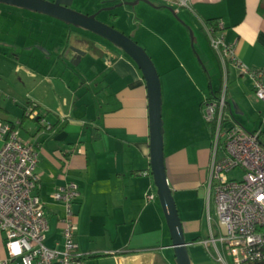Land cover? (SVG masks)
Segmentation results:
<instances>
[{"label": "crops", "instance_id": "1", "mask_svg": "<svg viewBox=\"0 0 264 264\" xmlns=\"http://www.w3.org/2000/svg\"><path fill=\"white\" fill-rule=\"evenodd\" d=\"M6 7L0 5V126H14L18 138L37 149L35 174L48 224L46 246L63 244L64 207L51 196L74 183L79 191L72 205L77 225L74 243L77 252L85 255L81 264H174L150 169L147 93L141 72L102 39L88 32L74 38L70 28L63 23L65 28L59 27L61 22L47 16L43 23L48 29L21 26L15 31L16 24L9 28L3 20L23 14ZM191 8L173 13L177 16L183 11L182 25L197 33L194 42L206 74L214 63L220 81L222 70L227 83L232 76L233 88L226 87L220 95L227 112L232 115L230 97L246 102L260 116L262 106L254 102L250 80L211 47L207 28L221 23L217 34L232 46L236 58L260 70L264 67V0H193ZM204 37L216 60L205 50ZM167 49L173 56L166 63L174 65L166 67L164 61L165 70L161 75L158 72L166 80L162 93L164 165L190 246L202 241L203 200H213L208 189L213 138L207 125L208 136L196 132L195 126L201 127L199 110L204 100L221 88L210 87L204 96L198 72ZM71 61L75 69L70 68ZM32 104L44 123L25 121L24 112ZM150 194L155 197L152 201L146 198ZM5 257L0 232V260Z\"/></svg>", "mask_w": 264, "mask_h": 264}, {"label": "built area", "instance_id": "2", "mask_svg": "<svg viewBox=\"0 0 264 264\" xmlns=\"http://www.w3.org/2000/svg\"><path fill=\"white\" fill-rule=\"evenodd\" d=\"M175 14L191 11L193 0H157ZM221 23L207 28L211 47L223 61L233 64L252 85L255 99L261 104V126L264 125V67L253 70L234 55L232 46L223 42ZM203 118L212 132V153L209 165L208 189L213 196L215 220L208 217L207 252L211 244L217 262L221 264L264 263V146L260 129L247 132L232 122L219 100H204ZM30 120H40L35 106L24 112ZM48 128V125L46 126ZM0 232L4 237L6 257L0 264H81L85 255L77 252L74 237L77 225L72 212L79 197L78 186L68 183L58 188L52 199L63 204L65 216L63 244L49 248L45 245L48 230L45 208L38 196L39 179L35 174L38 152L30 142L18 138V130L10 124L0 126ZM240 170V181L229 180L230 172ZM148 201L155 197L146 196Z\"/></svg>", "mask_w": 264, "mask_h": 264}, {"label": "rangeland", "instance_id": "3", "mask_svg": "<svg viewBox=\"0 0 264 264\" xmlns=\"http://www.w3.org/2000/svg\"><path fill=\"white\" fill-rule=\"evenodd\" d=\"M136 1H138L137 4L131 6V4ZM145 1H147V3ZM6 8V10H10L11 12H22L21 14H23V17L21 16L19 17V19L13 16H9V19L3 20V24L7 25V27L9 28H12L14 24H16L14 28L15 31L21 28V26H24L26 30H33L34 28L40 30L41 27L43 29H48L47 27H50L43 23L44 20H47V17L43 15L33 14L11 7ZM70 8L84 15H92L98 13L97 19L99 21H102L104 24L113 27L119 32L125 31L126 33H128L125 35L130 37L135 43H137L138 46L144 49L160 75L161 73H163L162 71L165 70L164 65L166 67H171V65H174L173 63H169L170 65L166 63V60L169 58L171 59V56H173L167 49V46H169L173 52L171 50L170 51L172 53H176V60L182 61L181 63H183V65L186 63L192 69L196 70V72H198L200 80H196L198 81V86L202 88L201 91L205 94L204 96H207L209 94L210 87L213 89H218L220 87L221 93L223 94L226 87L232 89L234 86L232 85V76L230 77V82H226L223 70L220 81V72L218 69L219 67L216 68L214 63L213 67L208 68V70L210 71L209 75H207L208 73L206 74V68L204 69V66L201 62L202 59H200L201 52L197 49V46L194 42V37L197 38L198 35L196 33L195 36V32L193 33V30H191L189 27L187 29L182 25V22L184 21L182 19L183 11H181L180 14L176 16L172 11L164 8V6L157 0H73ZM61 24L62 23H59L58 26L64 27V25ZM67 27L72 30V34L70 35L74 38H81L83 37V34L86 33L84 31L73 28L72 26ZM64 35L68 36L69 34L64 33ZM203 43L205 46V50H209L210 53H212V56L215 58L214 52L212 51L205 37ZM97 45L98 44H95V46ZM164 61L165 64L163 63ZM69 64L71 69L76 68L74 65L75 61H71L69 62ZM159 77L163 93L166 80L162 79V76ZM190 88L191 86L188 83L186 85V89L190 90ZM235 92L238 93L237 90ZM202 93L200 95V101H198L199 105L200 103H202ZM229 101L230 102L228 103H230L232 108V115H230L227 111L226 114H228L230 120L234 123L236 122L247 132H254L260 129V131L262 132L260 141L264 146V125L261 126L258 112L249 110L250 108L248 107V105H246L247 103L241 102L238 98L233 99L229 97ZM254 102L257 104V107H260L261 109L259 102L255 100ZM199 118L201 120V127H199L198 129L195 126L196 132L201 130L208 136V130L203 118L202 108H200L199 110ZM28 120L29 119H26L25 121L28 122L27 124H30V121ZM209 130L211 131L210 128ZM242 176L243 173L240 170L230 172L227 175L229 180L237 181H240ZM156 202H159L157 195ZM208 217L210 218V221L213 225L215 220L214 202L213 200L208 201L207 198H204L202 211V241L197 244H190V246L188 247V252L192 264H221L217 262L216 255L213 252L211 244L209 242L207 243V247H209L210 249V254L207 252L204 246V242L208 241L209 237ZM49 236L50 235H48V237ZM45 245H47V243Z\"/></svg>", "mask_w": 264, "mask_h": 264}, {"label": "water", "instance_id": "4", "mask_svg": "<svg viewBox=\"0 0 264 264\" xmlns=\"http://www.w3.org/2000/svg\"><path fill=\"white\" fill-rule=\"evenodd\" d=\"M73 0H0V5L24 10L30 13L53 18L66 26L85 31L102 39L107 46L123 52L137 66L146 85L148 120H149V154L150 169L156 195L162 209L166 226L170 234V249L174 264H192L188 252L182 224L176 205L168 186L163 155V119L162 89L159 74L150 57L143 48L130 37L96 19L97 14L84 15L72 10ZM138 1L131 4L134 6ZM147 3V1H145ZM172 11L171 9L167 8ZM173 12V11H172ZM174 14V13H173ZM78 55L82 53L76 50ZM79 57L76 58L78 61Z\"/></svg>", "mask_w": 264, "mask_h": 264}, {"label": "trees", "instance_id": "5", "mask_svg": "<svg viewBox=\"0 0 264 264\" xmlns=\"http://www.w3.org/2000/svg\"><path fill=\"white\" fill-rule=\"evenodd\" d=\"M220 95H221V92L220 91H217V92H212L211 93V97H209L208 99L209 100H219L220 99ZM224 111H227L226 108L224 109ZM207 125V124H206ZM209 127V125H207ZM214 125H212V128L211 129V135H212V132H213V128ZM251 264H259V263H251ZM261 264H264V263H261Z\"/></svg>", "mask_w": 264, "mask_h": 264}, {"label": "flooded vegetation", "instance_id": "6", "mask_svg": "<svg viewBox=\"0 0 264 264\" xmlns=\"http://www.w3.org/2000/svg\"><path fill=\"white\" fill-rule=\"evenodd\" d=\"M96 19H97V16H96ZM98 20V19H97ZM99 21V20H98ZM103 23V22H102Z\"/></svg>", "mask_w": 264, "mask_h": 264}]
</instances>
